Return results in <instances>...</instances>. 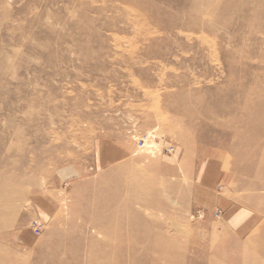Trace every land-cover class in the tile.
Here are the masks:
<instances>
[{
  "label": "rangeland",
  "instance_id": "rangeland-1",
  "mask_svg": "<svg viewBox=\"0 0 264 264\" xmlns=\"http://www.w3.org/2000/svg\"><path fill=\"white\" fill-rule=\"evenodd\" d=\"M0 264H264V0H0Z\"/></svg>",
  "mask_w": 264,
  "mask_h": 264
},
{
  "label": "bare ground",
  "instance_id": "bare-ground-1",
  "mask_svg": "<svg viewBox=\"0 0 264 264\" xmlns=\"http://www.w3.org/2000/svg\"><path fill=\"white\" fill-rule=\"evenodd\" d=\"M136 200H137V199H136ZM11 220H12V219L9 218L7 221H4L2 224L5 225V227H6V225L10 224ZM151 224H152V223H151ZM139 225H140V224H139ZM137 226H138V225H137ZM134 228H135V227H134ZM134 234H135V233H134ZM136 234H137V235L140 234L141 238H145V239H147L145 233L143 232V230H141V233H140V230L137 229V230H136ZM138 236H139V235H138Z\"/></svg>",
  "mask_w": 264,
  "mask_h": 264
},
{
  "label": "built area",
  "instance_id": "built-area-1",
  "mask_svg": "<svg viewBox=\"0 0 264 264\" xmlns=\"http://www.w3.org/2000/svg\"><path fill=\"white\" fill-rule=\"evenodd\" d=\"M34 229L39 231L41 227L37 226L36 222H33Z\"/></svg>",
  "mask_w": 264,
  "mask_h": 264
}]
</instances>
